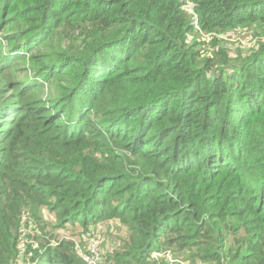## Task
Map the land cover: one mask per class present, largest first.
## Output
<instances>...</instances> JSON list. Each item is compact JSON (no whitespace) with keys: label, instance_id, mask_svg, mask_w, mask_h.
<instances>
[{"label":"trees","instance_id":"trees-1","mask_svg":"<svg viewBox=\"0 0 264 264\" xmlns=\"http://www.w3.org/2000/svg\"><path fill=\"white\" fill-rule=\"evenodd\" d=\"M3 33L0 264L21 226L23 264H85L56 230L107 220V264H264V0H0Z\"/></svg>","mask_w":264,"mask_h":264},{"label":"rangeland","instance_id":"rangeland-1","mask_svg":"<svg viewBox=\"0 0 264 264\" xmlns=\"http://www.w3.org/2000/svg\"><path fill=\"white\" fill-rule=\"evenodd\" d=\"M251 27H247L246 29H250ZM246 29H243L242 27H238L236 29H231L229 32L225 33L224 35H218L220 37H223L227 40V45L235 46L238 45L242 49H248L251 46L255 45L258 42V38L253 37V34L251 31H247ZM247 31V32H246ZM257 33V31H255ZM215 33H202L200 34L202 37L206 38L207 41L212 40L211 35ZM207 36V37H206ZM0 38L3 41V44L5 47H8L9 40L5 38V33L3 35H0ZM262 38H260L261 40ZM2 43V42H1ZM2 44V45H3ZM32 49L25 50L28 51L29 54L36 50H42L43 46H30ZM47 51V50H46ZM37 52V51H36ZM33 60L32 56H28L26 59H24L21 66L23 67L25 64L31 62ZM21 71L17 70H11L10 74L11 76L15 77L19 74ZM21 73L17 78L21 77ZM45 213L43 214L45 220L50 222L51 224L54 223V215L51 212H48L45 208ZM25 216H22V218ZM20 228V227H19ZM93 228L97 229L94 235H91L89 239H84L81 234H79L78 227H72L67 226L65 229H57L60 234H64L66 237L71 236V233H76L75 237L73 239L77 241L78 244H80V248L82 250L85 249L86 244L83 246V241L87 240L90 241L91 239L98 242L100 249L102 250L101 260L99 264H107V261L105 260L106 255L112 251L115 247H119L122 245L126 239L127 236V229L124 225L118 223L116 220H107L101 223H96V225L93 226ZM107 228V229H106ZM110 235V238L107 235ZM82 245V246H81ZM156 251L154 250L153 253Z\"/></svg>","mask_w":264,"mask_h":264},{"label":"built area","instance_id":"built-area-1","mask_svg":"<svg viewBox=\"0 0 264 264\" xmlns=\"http://www.w3.org/2000/svg\"><path fill=\"white\" fill-rule=\"evenodd\" d=\"M25 219V217H23ZM20 240L18 242V256L16 258V263L20 264L22 255L24 254L25 244L28 242L26 239V229L24 227L19 228ZM92 235V231H88L85 234V239H89ZM86 253L82 254L83 260L86 264H99L101 260V250L98 247V244L95 240L91 239L86 244ZM152 258L157 262V264H189L187 260L176 257L172 255L170 251L165 253L155 252L152 253Z\"/></svg>","mask_w":264,"mask_h":264},{"label":"crops","instance_id":"crops-1","mask_svg":"<svg viewBox=\"0 0 264 264\" xmlns=\"http://www.w3.org/2000/svg\"><path fill=\"white\" fill-rule=\"evenodd\" d=\"M44 211H45V208H43V214L45 213ZM80 219H81V218H80ZM103 222H104V221H103ZM98 223H101V222H98ZM95 225H96V224H95ZM70 226H72V227H78L79 234L82 233L81 236H83V238L85 239L84 236H85L86 232H88V231H86V230L84 231V230H83L84 228H83L82 225H81V221H76V223H75L74 225H70ZM93 226H94V225L91 224V225H89V227H88L89 231H90V230L92 231V235H94L95 232L97 231V229L93 228ZM106 229H107V228H106ZM75 235H76V233H73L72 236L75 237ZM107 236L110 238V235H109V234H108ZM73 237H72V239H73ZM73 240H74V239H73ZM96 242H97V241H96ZM74 243H75V248H76L78 245H80V244H78L77 241H75V240H74ZM84 244H88V241H87V240H84V241H83V246H82V245H81V246L84 247Z\"/></svg>","mask_w":264,"mask_h":264},{"label":"clouds","instance_id":"clouds-1","mask_svg":"<svg viewBox=\"0 0 264 264\" xmlns=\"http://www.w3.org/2000/svg\"><path fill=\"white\" fill-rule=\"evenodd\" d=\"M23 219V218H22ZM25 219H26V217H25ZM18 231H19V229H18ZM27 231V230H26ZM19 233V232H18ZM26 236H27V233H26ZM27 239V238H26ZM97 244H98V242H97ZM87 246V245H86ZM98 247H99V244H98ZM99 249H100V247H99ZM101 250V249H100ZM77 251H78V254H79V256L83 259V257H82V254H84V253H86V247H85V249L84 250H82L81 248H80V246L78 247L77 246ZM156 251V250H155ZM156 252H158V251H156ZM152 253H153V251L151 252V255H150V258L152 259V261H154L155 262V264H157V262L152 258ZM101 255H102V250H101ZM100 255V256H101ZM173 255V254H172ZM84 261V260H83ZM85 262V261H84ZM17 264V263H16ZM20 264H23V262H22V260H21V262H20ZM85 264H86V262H85Z\"/></svg>","mask_w":264,"mask_h":264}]
</instances>
